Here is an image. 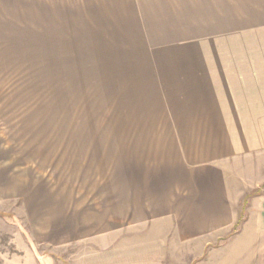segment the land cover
<instances>
[{
	"label": "crops",
	"instance_id": "1",
	"mask_svg": "<svg viewBox=\"0 0 264 264\" xmlns=\"http://www.w3.org/2000/svg\"><path fill=\"white\" fill-rule=\"evenodd\" d=\"M1 47L100 73L40 78L117 80L126 105L149 116L146 165L127 171L138 178L120 203L131 214L84 264H160L231 238L237 208L264 183V0H0ZM255 160L261 178L247 184ZM258 191L228 264H264Z\"/></svg>",
	"mask_w": 264,
	"mask_h": 264
},
{
	"label": "rangeland",
	"instance_id": "2",
	"mask_svg": "<svg viewBox=\"0 0 264 264\" xmlns=\"http://www.w3.org/2000/svg\"><path fill=\"white\" fill-rule=\"evenodd\" d=\"M39 58L35 48H0V264L89 263L103 256L107 233L123 223L118 217L131 214L120 203L131 195L127 182L138 178L127 171L146 165L138 157L140 139L153 136L144 127L149 116L126 105L117 80L40 78L100 73L54 70ZM254 163L241 177L247 184L261 178V161ZM262 188L246 195L239 221ZM231 238L160 264H228Z\"/></svg>",
	"mask_w": 264,
	"mask_h": 264
}]
</instances>
